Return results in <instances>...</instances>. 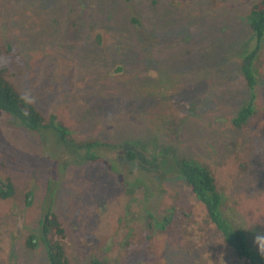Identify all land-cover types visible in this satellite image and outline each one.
<instances>
[{
  "label": "rangeland",
  "instance_id": "374dc122",
  "mask_svg": "<svg viewBox=\"0 0 264 264\" xmlns=\"http://www.w3.org/2000/svg\"><path fill=\"white\" fill-rule=\"evenodd\" d=\"M260 1L0 0L9 79L67 130L58 142L0 112V186L17 194L0 201V264H49L45 245L25 249L48 210L70 264H249L204 218L179 157L212 171L223 218L264 252V35L253 90L241 75Z\"/></svg>",
  "mask_w": 264,
  "mask_h": 264
},
{
  "label": "trees",
  "instance_id": "16d2710c",
  "mask_svg": "<svg viewBox=\"0 0 264 264\" xmlns=\"http://www.w3.org/2000/svg\"><path fill=\"white\" fill-rule=\"evenodd\" d=\"M248 26L254 34V47L247 54L241 75L245 81L246 88L253 90L255 86L254 75L252 72V63L259 53V46L264 35V0L252 7L248 17ZM5 52L11 53L9 48L0 45V57ZM246 106L232 121L235 128H241L251 116L252 105ZM0 112L7 116L17 119L27 131L31 133H40L43 131L56 134L58 142H63V138L58 132H67L65 128L57 122L54 115L45 117L40 113L37 107L30 99L24 96L9 79V68L7 64L0 61ZM58 126V127H56ZM58 134V136H57ZM129 150H125V160L134 163L139 157L137 151L131 144ZM95 145H87V148ZM97 145L96 147H98ZM93 149V148H91ZM89 149V150H91ZM95 149V148H94ZM93 149V150H94ZM81 161L94 163L98 165H106L104 160L93 152L79 156ZM175 166L179 168L176 174L184 179L189 192L195 197L204 210V218L213 225L220 233L223 242L228 246L236 258L245 260L249 264H264V252L260 249L253 250L248 246L247 237L239 230L234 229L231 224L223 218L222 215V199L217 191L216 181L212 171L204 166H198L188 162L184 158H177ZM16 188L10 178H6V182L0 186V201H13L16 199ZM28 197L30 193L23 195L24 204L29 205ZM171 216V214H169ZM179 217V216H178ZM176 217V218H178ZM186 217V216H185ZM175 218V219H176ZM170 219L163 216L161 220V231L165 232L170 224ZM67 227H65L61 217L51 211L43 216L38 223V232L31 234L25 241V249L33 251L40 243L46 247V255L49 264H70L67 257L65 243ZM91 264H100L93 262Z\"/></svg>",
  "mask_w": 264,
  "mask_h": 264
}]
</instances>
